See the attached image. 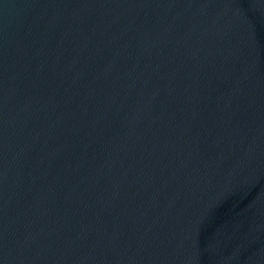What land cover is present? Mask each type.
I'll list each match as a JSON object with an SVG mask.
<instances>
[{
  "label": "water",
  "instance_id": "water-1",
  "mask_svg": "<svg viewBox=\"0 0 264 264\" xmlns=\"http://www.w3.org/2000/svg\"><path fill=\"white\" fill-rule=\"evenodd\" d=\"M0 264H264V0H0Z\"/></svg>",
  "mask_w": 264,
  "mask_h": 264
}]
</instances>
